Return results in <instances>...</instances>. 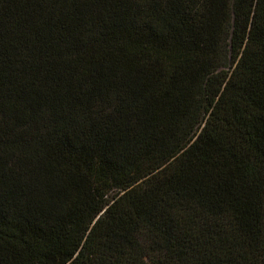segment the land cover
I'll return each instance as SVG.
<instances>
[{"label": "trees", "instance_id": "1", "mask_svg": "<svg viewBox=\"0 0 264 264\" xmlns=\"http://www.w3.org/2000/svg\"><path fill=\"white\" fill-rule=\"evenodd\" d=\"M0 264H264V0H0Z\"/></svg>", "mask_w": 264, "mask_h": 264}]
</instances>
